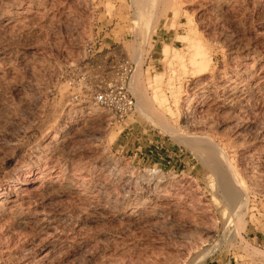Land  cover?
Here are the masks:
<instances>
[{"label": "rangeland", "instance_id": "rangeland-1", "mask_svg": "<svg viewBox=\"0 0 264 264\" xmlns=\"http://www.w3.org/2000/svg\"><path fill=\"white\" fill-rule=\"evenodd\" d=\"M122 78L166 113L117 123ZM213 261L264 264V0H0V264Z\"/></svg>", "mask_w": 264, "mask_h": 264}, {"label": "bare ground", "instance_id": "bare-ground-1", "mask_svg": "<svg viewBox=\"0 0 264 264\" xmlns=\"http://www.w3.org/2000/svg\"><path fill=\"white\" fill-rule=\"evenodd\" d=\"M191 41V39H190ZM189 41V42H190ZM196 42V41H195ZM192 43V42H191ZM190 43V48H193L197 47V44H192L191 45ZM194 45V47H193ZM200 45V44H199ZM200 49V47H198ZM191 50V51H192ZM166 51V50H165ZM165 51H164V54H165ZM199 51V50H198ZM196 49L191 53L192 56L189 58V62L194 66V69L196 68V71L200 72L202 71L204 68H205V63L203 61H200L198 62L196 60V56H199L200 55V51L198 52ZM168 52V51H167ZM162 54V55H164ZM165 57V56H164ZM163 57V58H164ZM178 57V56H177ZM193 68V67H192ZM193 69V71H194ZM192 71V70H191ZM137 78V76H136ZM160 79V78H159ZM137 81V80H136ZM152 82H154V84L156 85V80L154 79ZM170 82V81H169ZM151 83V82H150ZM158 83V82H157ZM151 84H149V87H150ZM153 85V84H152ZM159 85V84H158ZM154 86V85H153ZM151 88L152 89H155V87L157 86H154ZM167 86V84H166ZM169 86V84H168ZM167 86V87H168ZM175 86V85H174ZM135 87V86H134ZM166 87V88H167ZM173 87V85H172ZM170 89V86L168 87ZM172 89V88H171ZM234 89V88H233ZM176 90H177V87H176ZM232 90V89H230ZM134 92H136V94L134 95L136 97V104H137V110L140 109L141 110H144L145 108H147V104H153L155 105V108L158 107L159 110H163L161 113L164 114L166 113L164 110H165V104H166V99L165 97L162 95V91L160 89V87L156 90H153L152 94H151V97L149 99L146 98V96L144 97V95L142 94V92L138 91V90H133ZM171 91V90H170ZM173 91V90H172ZM171 91V93H172ZM178 91V90H177ZM234 92L236 91L235 89L233 90ZM169 92V91H168ZM233 93V92H232ZM238 93V92H237ZM170 94V93H169ZM178 94V93H177ZM146 95V94H145ZM171 95V94H170ZM175 95V94H174ZM174 95L172 94L171 96L174 97ZM175 102V100H174ZM173 104H176V103H173ZM152 105V106H153ZM167 105V104H166ZM180 106V105H179ZM149 109V108H148ZM154 109V107H153ZM90 110L92 112H96L97 111V107H91ZM147 111V110H146ZM149 111V110H148ZM166 111H168L166 109ZM142 112V111H141ZM155 113V112H154ZM160 114V113H159ZM150 115V114H149ZM164 116V115H163ZM168 116V115H167ZM161 118V117H160ZM159 118V119H160ZM165 118V116L163 117ZM166 119V118H165ZM164 119V121H165ZM167 121V120H166ZM159 122V121H158ZM160 122H163V121H160ZM159 123H157L158 125ZM166 124V123H164ZM170 124V123H169ZM162 126V125H161ZM169 127V125H167ZM166 126V127H167ZM165 129V127H164ZM202 139V142H201V145L203 147V150H204V154H205V157H204V161L212 168V171L216 174L217 176V179H218V184H219V187L223 193V195H225V197H227L230 202L232 203V209L233 210H238L240 211L241 209H243V199H242V192L240 191H235L233 188H232V182L226 178V168L224 167L226 164H224L223 162V156L221 155L220 153V150H218V148H216V146H214V144L212 143H209V141L207 140H204ZM212 144V145H211ZM223 158V159H222ZM226 161V160H225ZM214 175V174H213ZM217 184V183H216ZM174 188V187H173ZM172 187L170 186H167L165 187V189L163 188V190H160V194L158 196L160 197H167L169 196V191L173 189ZM236 214V213H235Z\"/></svg>", "mask_w": 264, "mask_h": 264}, {"label": "built area", "instance_id": "built-area-1", "mask_svg": "<svg viewBox=\"0 0 264 264\" xmlns=\"http://www.w3.org/2000/svg\"><path fill=\"white\" fill-rule=\"evenodd\" d=\"M124 65L127 66V63ZM124 69L126 71V67ZM93 100L99 108L107 111L112 119L119 124L126 117L136 113V103L130 94L127 78L99 88L94 94Z\"/></svg>", "mask_w": 264, "mask_h": 264}, {"label": "crops", "instance_id": "crops-1", "mask_svg": "<svg viewBox=\"0 0 264 264\" xmlns=\"http://www.w3.org/2000/svg\"><path fill=\"white\" fill-rule=\"evenodd\" d=\"M208 264H220V263L217 262V261H213V262H210V263H208Z\"/></svg>", "mask_w": 264, "mask_h": 264}]
</instances>
